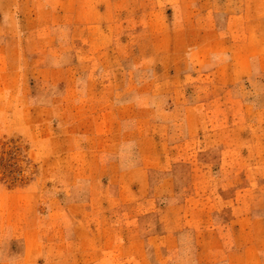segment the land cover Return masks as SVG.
Returning a JSON list of instances; mask_svg holds the SVG:
<instances>
[{
  "label": "rangeland",
  "instance_id": "rangeland-1",
  "mask_svg": "<svg viewBox=\"0 0 264 264\" xmlns=\"http://www.w3.org/2000/svg\"><path fill=\"white\" fill-rule=\"evenodd\" d=\"M25 8L18 87L73 96L0 75V264H264V0Z\"/></svg>",
  "mask_w": 264,
  "mask_h": 264
},
{
  "label": "crops",
  "instance_id": "crops-1",
  "mask_svg": "<svg viewBox=\"0 0 264 264\" xmlns=\"http://www.w3.org/2000/svg\"><path fill=\"white\" fill-rule=\"evenodd\" d=\"M30 1L31 0H0V13H2L4 17H7L8 19L7 22L6 20L4 21L5 23L4 25L0 26V52L2 53L0 54V64L1 63L5 64V68H4L5 71H2L0 69V75L5 74L9 76L10 77L9 80L11 81V83L6 82L4 88L9 90L8 93L10 95L17 94V96H19V99H21L22 94L25 97H29V106L33 110L38 109L39 107H46L45 109L52 110V111H55V110L57 111V109H66V107H71V102H72L71 98L73 96V91H72V88H70L69 84H67V88H65V90L63 91V97L61 99V103L57 102V100L55 99L47 103L41 102L37 100L36 98H34V96L36 95V92L38 91L35 87L24 89L22 93V89L18 87L17 85L16 77L20 73L18 65L23 64V63L29 64V65H37L39 62L48 64L47 60L43 61L44 58L42 57V54L32 53L34 50L33 51L28 50V52H25L26 49H29L32 47L35 48L38 46L42 47L44 45L42 43L39 45L35 44L36 42L35 40H37L35 36V32H37V30L35 28L34 30L25 29V27L23 29V26H21L18 23H12V20L9 19L11 17L17 16L18 14H21L22 10L26 9L25 7L28 6ZM7 23L10 24V26L7 25ZM46 28L47 27H43L42 31H45L46 36L48 37V31ZM52 29L54 30L56 29V27L53 28L52 26ZM40 30L41 28L38 31ZM39 39L41 40V38ZM23 50L24 52H22ZM29 77L31 80V76ZM36 79H40V78L38 77ZM41 81H42V84H45L46 79H41ZM90 92L92 91L90 89L85 88V86L83 88H80V90H78V94L81 97H85ZM73 104H74V101H73ZM83 104H84L83 100L80 99L77 102V104H74V105L77 108H82L83 106H85ZM65 116H68V115H65ZM109 116H110V119H109L110 121L112 120V111L109 112ZM81 123L82 122H79V121L75 123L73 120L71 122L60 121L58 124L47 123V126H49V128L53 130H57V129L59 130L60 129L59 126H65V128L70 127L71 132L77 135L78 138L86 139L87 130L82 129L80 127ZM76 128H78V130ZM97 131L99 132V130ZM56 133H59V132H56ZM91 204L92 203L87 202V200L84 198L81 200L80 199L77 200V206L79 207L86 208V207L91 206Z\"/></svg>",
  "mask_w": 264,
  "mask_h": 264
}]
</instances>
